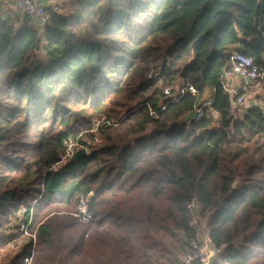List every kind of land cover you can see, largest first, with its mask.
Listing matches in <instances>:
<instances>
[{
    "label": "trees",
    "instance_id": "1",
    "mask_svg": "<svg viewBox=\"0 0 264 264\" xmlns=\"http://www.w3.org/2000/svg\"><path fill=\"white\" fill-rule=\"evenodd\" d=\"M44 8V26L16 9L0 14L1 264L32 255V240L12 244L18 212L33 205V264H182L194 215L225 246L215 264H264V111H241L219 81L234 51L264 67V0ZM188 86L198 95L163 93L170 87L179 97ZM207 93L212 111L190 125ZM102 118L108 123L93 133ZM68 137L89 155L55 170ZM83 196L90 224L105 227L90 237L88 228L73 233ZM58 204L68 209L40 218Z\"/></svg>",
    "mask_w": 264,
    "mask_h": 264
},
{
    "label": "built area",
    "instance_id": "2",
    "mask_svg": "<svg viewBox=\"0 0 264 264\" xmlns=\"http://www.w3.org/2000/svg\"><path fill=\"white\" fill-rule=\"evenodd\" d=\"M14 4L15 9L18 12L33 19L39 26H44L50 20V15L45 11L44 6L38 3L36 0H15ZM152 77L160 80L158 76H154L153 72L150 73V78ZM234 77H239L243 80V83L239 88H230L227 84V80ZM263 80L264 67L256 64L252 58L247 57L237 51L232 52L230 56L229 67L224 70L219 79L220 84L224 87V89L236 98L237 104H243L250 90L258 88ZM186 91L190 92L192 95H198V91L193 86H188L182 89L181 95L179 97L173 94L170 87H164L163 89L165 97L172 101H176L178 98L182 97ZM256 105L264 111V95L259 99ZM162 109L164 110L165 107ZM208 111H212L211 98L202 104H197L195 106L194 112L188 117L187 122L190 125L199 123ZM107 123L108 122L104 118L97 120L93 133L96 134L98 129ZM63 146L65 148L64 161L71 159V157H73L77 151L83 148L80 145V141L72 137H68L64 141ZM33 207L34 205L30 209L25 207L21 208L17 215V222L20 227L19 238L25 237L31 239L35 244L37 239L36 233L30 232V227L34 223ZM188 209H190L195 214V200L190 205H188ZM76 216L79 217L83 223L88 225L90 224L92 214L90 211L88 197H81L80 203L78 204V214H76ZM190 227L196 231V235L188 241L190 251L179 253L178 260L182 264H192L193 261L196 260L200 261L201 264H207L210 253L206 248V240L210 238L209 233L207 230H202L199 225V219L195 215L193 216V219L190 223ZM17 240L18 239L13 242L12 247H15ZM33 261L34 251L30 257H27L24 260L23 264H33Z\"/></svg>",
    "mask_w": 264,
    "mask_h": 264
},
{
    "label": "rangeland",
    "instance_id": "3",
    "mask_svg": "<svg viewBox=\"0 0 264 264\" xmlns=\"http://www.w3.org/2000/svg\"><path fill=\"white\" fill-rule=\"evenodd\" d=\"M73 10H72V8L70 7V5H66V8H65V10L63 11V14H69V13H71ZM233 82H235V85H238V84H240L241 83V80H235V81H233ZM262 84H264V80L262 81V83H261V85L258 87V88H255V89H251L250 90V92L248 93V95L246 96V100H245V102L241 105V106H236V107H239L240 109H241V111L242 110H246L248 107H250L251 106V101L253 100V99H255V98H262L263 97V95H264V92H263V89H262ZM229 85V84H228ZM230 86V85H229ZM211 97V94L210 93H207L205 96H204V99H202V101H205V100H208L209 98ZM201 102V101H200ZM96 124V123H95ZM151 126H149L148 127V130L146 131V133L147 132H150L151 131ZM96 137H98L99 138V135L98 136H96ZM84 140L83 141H88V139L86 138H84V136L82 137ZM85 150H86V152H87V155H89V149L88 148H85L84 146H82ZM67 163H68V161H64L62 164H60L59 166H57L56 167V169L55 170H59V169H61L62 167H65V165H67ZM239 183H240V179L239 180H237V182L235 183V185H234V187H237L238 185H239ZM58 209H61V210H67L68 208L66 207V206H61L60 204H58V205H53V206H51V207H47V208H45V210L41 213V216H40V218H44V217H46L47 215H48V213H53V211H55V210H58ZM76 214H78V213H76ZM76 214H74L75 216H76ZM81 223H82V226H80L79 228H77V229H75L74 231H73V233L76 235V236H78L79 234H81L83 231H85V230H87V229H85V228H88V230H89V237L91 236V235H95L96 233H100L101 231H103L104 229H105V227L104 226H99V225H91V224H89V226H88V224H85V223H83L82 221H81ZM199 225H200V227L202 228V230H207V228H206V224H205V221L204 220H200L199 219ZM87 226V227H86ZM37 229V228H36ZM87 235V236H88ZM63 236L64 237H66L67 236V234H63ZM26 240H28V238H25V237H22V238H18V240H17V243H15V247H14V250H18L20 247H22L23 245H24V242L26 241ZM57 240H59V238H56L55 239V241H56V243H57V245H59V247H60V249H64L63 248V245H61V243H59V242H57ZM17 244V245H16ZM10 251H13V248H7L6 249V251H5V253L3 254V256H2V258L6 255V254H8V253H10ZM42 254H43V256L44 255H48V252L47 251H45V250H43L42 251ZM220 257V256H219ZM219 259V258H218ZM218 259H217V261H218ZM221 263V262H220ZM0 264H1V259H0ZM57 264V263H56Z\"/></svg>",
    "mask_w": 264,
    "mask_h": 264
},
{
    "label": "crops",
    "instance_id": "4",
    "mask_svg": "<svg viewBox=\"0 0 264 264\" xmlns=\"http://www.w3.org/2000/svg\"><path fill=\"white\" fill-rule=\"evenodd\" d=\"M38 3L43 5L45 7L46 3H61L63 0H36ZM15 0H0V14H2L4 17H6V10L8 8L15 9ZM235 80H241V83L238 85H235ZM243 83V80L239 77L230 78L227 80V84L230 88H239ZM262 89L264 92V84H262ZM260 98H255L251 101V105H256V103L259 101ZM31 240V239H29ZM27 241V240H26ZM33 242V241H32ZM34 244V243H33ZM35 251V244L33 246L32 252Z\"/></svg>",
    "mask_w": 264,
    "mask_h": 264
},
{
    "label": "water",
    "instance_id": "5",
    "mask_svg": "<svg viewBox=\"0 0 264 264\" xmlns=\"http://www.w3.org/2000/svg\"><path fill=\"white\" fill-rule=\"evenodd\" d=\"M86 156H87V152L84 148H82L79 151H77L73 157H71V160L74 161V160H77L79 158L86 157ZM206 248L208 252L210 253L207 264H215L219 256L223 253L225 246H222L221 248H217L212 242V240L208 238L206 240Z\"/></svg>",
    "mask_w": 264,
    "mask_h": 264
}]
</instances>
